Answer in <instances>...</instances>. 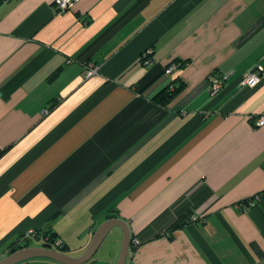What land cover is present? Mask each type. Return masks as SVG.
I'll return each mask as SVG.
<instances>
[{
	"label": "crops",
	"instance_id": "0c3cea01",
	"mask_svg": "<svg viewBox=\"0 0 264 264\" xmlns=\"http://www.w3.org/2000/svg\"><path fill=\"white\" fill-rule=\"evenodd\" d=\"M254 70L264 0H0V259L34 231L79 257L123 219L126 264H264ZM123 236L84 264H117Z\"/></svg>",
	"mask_w": 264,
	"mask_h": 264
},
{
	"label": "water",
	"instance_id": "95a60500",
	"mask_svg": "<svg viewBox=\"0 0 264 264\" xmlns=\"http://www.w3.org/2000/svg\"><path fill=\"white\" fill-rule=\"evenodd\" d=\"M115 226H120L124 231L121 252L117 264H126L129 254L131 232L128 223L123 219H108L101 223L94 232L90 244L79 257H72L51 247L32 245L21 248L0 259V264H19L38 258L50 259L62 264H84L93 258L107 235Z\"/></svg>",
	"mask_w": 264,
	"mask_h": 264
},
{
	"label": "built area",
	"instance_id": "2783aa9c",
	"mask_svg": "<svg viewBox=\"0 0 264 264\" xmlns=\"http://www.w3.org/2000/svg\"><path fill=\"white\" fill-rule=\"evenodd\" d=\"M77 2H78V0H55V5H56L58 11L65 12V11L72 10ZM176 67H177V65L172 64L168 68L167 71L172 72ZM98 70H99L98 67L93 66V65H88L86 67L85 76L87 78H89L93 75H96L98 73ZM263 78H264V71L254 70V71L249 72V73L244 75L243 80H242V84L250 86V87H255L261 82V80ZM223 80H224V77H222V76H217L213 79L212 86H211V91L213 94L220 91V89L222 88V85H223ZM262 125H264V116H260L257 120V126H262ZM28 236L33 237L34 232L30 233ZM61 243H62V241L57 239L55 241L54 245L60 246ZM133 244L134 245L138 244L137 239H133Z\"/></svg>",
	"mask_w": 264,
	"mask_h": 264
},
{
	"label": "trees",
	"instance_id": "16d2710c",
	"mask_svg": "<svg viewBox=\"0 0 264 264\" xmlns=\"http://www.w3.org/2000/svg\"><path fill=\"white\" fill-rule=\"evenodd\" d=\"M179 92V89H174L173 91L169 89H164L158 96L157 99L161 103L167 104L170 102ZM111 215L110 217H112ZM57 240V237L54 233L51 232H44L43 234L39 231H34V236H26L25 238H22L19 242H15L12 245V248L10 249V253H13L21 248L27 247V246H32L37 243H41L40 245L47 246L54 248L56 250H59L61 252L66 251V245L61 243L60 246H55L54 243ZM59 240V239H58ZM135 246L133 244V237L130 239V249L134 250Z\"/></svg>",
	"mask_w": 264,
	"mask_h": 264
},
{
	"label": "rangeland",
	"instance_id": "374dc122",
	"mask_svg": "<svg viewBox=\"0 0 264 264\" xmlns=\"http://www.w3.org/2000/svg\"><path fill=\"white\" fill-rule=\"evenodd\" d=\"M111 242V235H109L108 237H107V239H106V242H105V244L104 245H109V243Z\"/></svg>",
	"mask_w": 264,
	"mask_h": 264
}]
</instances>
